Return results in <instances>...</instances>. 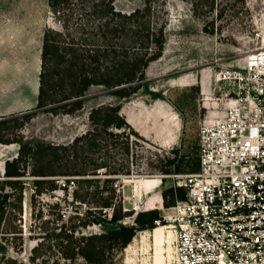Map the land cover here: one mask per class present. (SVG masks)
Instances as JSON below:
<instances>
[{
    "label": "rangeland",
    "instance_id": "rangeland-1",
    "mask_svg": "<svg viewBox=\"0 0 264 264\" xmlns=\"http://www.w3.org/2000/svg\"><path fill=\"white\" fill-rule=\"evenodd\" d=\"M152 6V23L165 26V45L162 57L146 70V85L139 93L120 101L103 88L92 87L81 111L71 116L39 112L22 130L29 141L69 144L87 131L91 109L121 104V115L146 140L131 149V155L136 154L133 164L132 156L114 160L131 170L129 177L121 176L116 184L124 210L134 214L145 211L149 198L171 186V179L160 182V166L174 157L172 150H177L184 163L171 167V175L198 170L193 162L198 156L200 122L207 112L223 116V98L238 89L232 72L242 71L251 56L264 53V0H153ZM114 7L131 13L143 9L144 3L116 0ZM61 24L49 0H0V117L35 108L42 37L48 28L60 30ZM8 132L12 134V129ZM17 151V145L0 144V181L4 162L14 159ZM29 172L28 167L22 179L17 223L21 239L13 241L21 249L11 250L10 255L29 264L37 249L35 264H61L59 248L70 228L77 237L101 233L102 228L78 227L69 190L66 195L60 190L34 195V178ZM138 179L154 180L148 194L136 196L134 181ZM163 209L161 216L166 214ZM131 223L132 217L123 221ZM161 224L164 242L160 252L152 238L159 228L155 227L137 232L130 245L114 253L110 264H173L175 234L172 227ZM73 264L86 263L78 258Z\"/></svg>",
    "mask_w": 264,
    "mask_h": 264
},
{
    "label": "trees",
    "instance_id": "trees-1",
    "mask_svg": "<svg viewBox=\"0 0 264 264\" xmlns=\"http://www.w3.org/2000/svg\"><path fill=\"white\" fill-rule=\"evenodd\" d=\"M115 1L49 0L62 24L60 30L46 29L42 37L35 108L0 117V144L18 147L17 156L4 162L0 181V264H25L10 251L21 249L13 241L21 239L17 223L28 167L34 195L57 190L66 195L69 190L78 227L102 228L101 233L79 237L70 228L60 244L61 264H73L78 258L86 264H110L114 253L130 245L137 232L150 231L162 220L157 209L135 214L124 210L116 182L129 177L131 170L114 160L132 156L133 164L136 154L131 155V149L146 140L121 115V104L91 109L87 131L69 144L33 142L22 134L39 112L71 116L81 111L92 87L103 88L120 101L145 87L146 70L164 51L165 26L151 21L153 0H142L144 8L131 13L117 11ZM172 153L174 157L160 166L162 175H171V167L184 163L177 150ZM193 164L198 167V156ZM161 197L163 208L169 209L184 200V192L169 187ZM130 217L132 223L123 224ZM37 259L33 249L29 264Z\"/></svg>",
    "mask_w": 264,
    "mask_h": 264
},
{
    "label": "built area",
    "instance_id": "built-area-1",
    "mask_svg": "<svg viewBox=\"0 0 264 264\" xmlns=\"http://www.w3.org/2000/svg\"><path fill=\"white\" fill-rule=\"evenodd\" d=\"M232 73L223 116L200 122L198 170L160 176L184 192L155 222L172 226L173 264H264V64Z\"/></svg>",
    "mask_w": 264,
    "mask_h": 264
},
{
    "label": "bare ground",
    "instance_id": "bare-ground-1",
    "mask_svg": "<svg viewBox=\"0 0 264 264\" xmlns=\"http://www.w3.org/2000/svg\"><path fill=\"white\" fill-rule=\"evenodd\" d=\"M249 60L251 61V63L253 65L259 66V64H264V53L257 54L255 56H251L249 58ZM151 181L152 180H150V179H138V180L134 181V184L136 185L135 186V194L137 197L141 196L140 191L142 188H144L143 186L149 187ZM136 210H138V208H136ZM161 225L162 224H160L159 226H156V228L157 227H159V228L155 229L153 231V234H152V238H153L154 247H155L156 252L161 251V248H162L163 242H164L163 241V230L164 229L161 227ZM164 225H165L164 227H172L171 224H164ZM174 241H175V239H174Z\"/></svg>",
    "mask_w": 264,
    "mask_h": 264
},
{
    "label": "crops",
    "instance_id": "crops-1",
    "mask_svg": "<svg viewBox=\"0 0 264 264\" xmlns=\"http://www.w3.org/2000/svg\"><path fill=\"white\" fill-rule=\"evenodd\" d=\"M10 113H12V112L1 114L2 115L1 117L11 115ZM153 185H154V180H152L150 182L149 187L143 186L144 188L141 189L140 194L141 195L148 194L150 189H151V186H153ZM161 205H162L161 192L160 193L157 192V195H156V197L154 199H150L149 198L147 200L144 210L145 211H149V210H153V209L162 210L163 208L161 207Z\"/></svg>",
    "mask_w": 264,
    "mask_h": 264
},
{
    "label": "water",
    "instance_id": "water-1",
    "mask_svg": "<svg viewBox=\"0 0 264 264\" xmlns=\"http://www.w3.org/2000/svg\"><path fill=\"white\" fill-rule=\"evenodd\" d=\"M3 175V174H2Z\"/></svg>",
    "mask_w": 264,
    "mask_h": 264
}]
</instances>
